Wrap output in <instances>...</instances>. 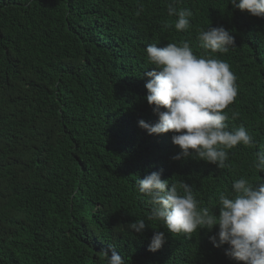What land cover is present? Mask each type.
I'll use <instances>...</instances> for the list:
<instances>
[{"label": "trees", "instance_id": "obj_1", "mask_svg": "<svg viewBox=\"0 0 264 264\" xmlns=\"http://www.w3.org/2000/svg\"><path fill=\"white\" fill-rule=\"evenodd\" d=\"M170 2L0 0V264H107L102 252L113 247L126 264H243L226 256L228 245L214 246L218 226L188 238L147 221L136 181L151 172L184 181L210 210L234 180L264 182L253 166L264 151V18L229 0H178L194 16L189 31H177ZM209 25L229 30L236 46L206 53L197 31ZM182 40L236 77L227 123L257 143L228 150L229 168L174 160L173 133L139 126L159 120L146 99L144 73L154 67L146 48ZM137 219L149 224L142 234L127 227ZM156 231L166 243L151 252Z\"/></svg>", "mask_w": 264, "mask_h": 264}, {"label": "clouds", "instance_id": "obj_2", "mask_svg": "<svg viewBox=\"0 0 264 264\" xmlns=\"http://www.w3.org/2000/svg\"><path fill=\"white\" fill-rule=\"evenodd\" d=\"M178 0L167 7L169 17H177V31L192 28L191 9H177ZM234 9L246 11L254 17L264 18V0H229ZM142 10V9H141ZM140 13L137 12V15ZM171 28L172 24L163 23ZM197 39L205 52L225 54L235 47V37L223 26L198 29ZM146 59L153 70L144 73L147 102L159 120L149 124L139 121V126L151 134L173 133L172 142L181 152L174 160L194 158L212 163L220 169L229 168V151L237 145L255 148L256 140L244 125L229 129V116L224 110L233 104L238 95L236 77L230 65L212 56H198L189 41L168 43L165 47L149 44ZM239 114L233 113L232 118ZM254 168L264 172V151L257 152ZM161 178V173L151 172L136 181L139 194L146 197L150 206L147 221H160L172 234L193 233L216 229L210 237L217 248L228 245V258L243 264H264V182L249 179L234 180L232 191L221 192L218 202L210 210L201 207L192 186L184 181L172 182ZM219 207V215L213 209ZM145 219L130 223L128 229L142 234L148 227ZM218 237V239H217ZM166 243L165 233L156 231L148 250L156 252ZM107 264H126L115 247L111 254L102 252Z\"/></svg>", "mask_w": 264, "mask_h": 264}]
</instances>
